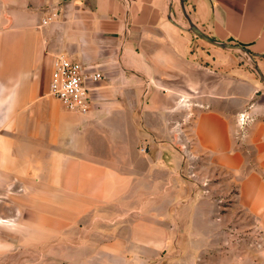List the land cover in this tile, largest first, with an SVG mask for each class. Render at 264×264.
Segmentation results:
<instances>
[{"label": "crops", "instance_id": "1", "mask_svg": "<svg viewBox=\"0 0 264 264\" xmlns=\"http://www.w3.org/2000/svg\"><path fill=\"white\" fill-rule=\"evenodd\" d=\"M60 55L102 74L87 114L50 94ZM179 135L264 237V0H0V203L60 201L88 177L97 195L77 198L109 200V264H236L177 176Z\"/></svg>", "mask_w": 264, "mask_h": 264}, {"label": "rangeland", "instance_id": "2", "mask_svg": "<svg viewBox=\"0 0 264 264\" xmlns=\"http://www.w3.org/2000/svg\"><path fill=\"white\" fill-rule=\"evenodd\" d=\"M191 144L189 137H177L184 161L178 164L177 176L191 182L195 194L213 205L215 217L225 225L224 240L231 246L239 244L226 247L242 256L236 264H264L263 232L252 228V221L237 210L234 187L215 194L217 181L203 174L200 163L192 158ZM80 181L82 191L67 190L60 201L42 199L41 191L34 190L21 191L12 203L4 198L0 203V264H109V200L77 198L97 195L88 177ZM161 262L168 264L164 259ZM195 264H202L201 258Z\"/></svg>", "mask_w": 264, "mask_h": 264}, {"label": "built area", "instance_id": "3", "mask_svg": "<svg viewBox=\"0 0 264 264\" xmlns=\"http://www.w3.org/2000/svg\"><path fill=\"white\" fill-rule=\"evenodd\" d=\"M101 79V73L88 72L81 63L64 55L56 56L51 74L50 94L68 111L87 114L91 104L89 85ZM247 119L246 114H241L240 124L244 125Z\"/></svg>", "mask_w": 264, "mask_h": 264}, {"label": "water", "instance_id": "4", "mask_svg": "<svg viewBox=\"0 0 264 264\" xmlns=\"http://www.w3.org/2000/svg\"><path fill=\"white\" fill-rule=\"evenodd\" d=\"M190 32H192L196 37H198L199 39L213 45V46H216V47H220V48H223V49H236V50H240V51H243V52H247L246 49L241 46V45H229V44H224V43H220V42H217L215 40H213L212 38L208 37L207 35H205L200 29H198L194 24L190 23V27L188 29ZM256 70L258 71V73L260 75L261 72L259 71L258 68H256Z\"/></svg>", "mask_w": 264, "mask_h": 264}]
</instances>
